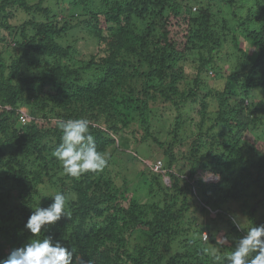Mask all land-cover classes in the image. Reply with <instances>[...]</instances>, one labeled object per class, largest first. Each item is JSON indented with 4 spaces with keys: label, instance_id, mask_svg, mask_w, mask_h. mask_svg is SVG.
Listing matches in <instances>:
<instances>
[{
    "label": "trees",
    "instance_id": "1",
    "mask_svg": "<svg viewBox=\"0 0 264 264\" xmlns=\"http://www.w3.org/2000/svg\"><path fill=\"white\" fill-rule=\"evenodd\" d=\"M191 1L199 4L198 11ZM216 2L251 8L246 17L233 12L231 24L220 18ZM69 7L74 13L56 21L44 0H0V30L7 31L0 37V45L7 47L0 52V260L33 238L25 228L32 208L47 207L55 189L66 194L71 218L62 217L35 238L52 236L72 246L74 264H217L214 258L226 257L243 234L232 226L224 205L242 202L257 190L262 201L242 203L249 221L242 227L264 224V0H71ZM19 10L29 19L14 25ZM103 18L108 28H100ZM80 22L99 46L86 68L72 45L65 44ZM236 27L246 33L236 36ZM228 38L236 65L215 79L223 83L221 90L210 87L203 74L209 68L222 72L218 53ZM192 54L199 55L200 64L188 73ZM91 70L96 79L84 83ZM182 82H191L188 91H181ZM209 100L218 104L214 121ZM198 101L199 130L186 149L179 140L182 118L165 146L162 167L171 186L152 171L153 180H146L150 194L161 202L132 198L127 183L125 190L119 184L116 154L126 146L121 145L123 133L134 124L144 132L142 141L162 144L151 131L154 109L172 106L179 113ZM69 118L91 122L98 151L108 162L103 171L78 179L62 173L52 156L61 136L55 121ZM208 120L213 124L205 129ZM219 126L225 130L215 134ZM244 132L255 135L256 142ZM176 143L181 144L177 149ZM202 169L217 173L219 180L206 186L198 179ZM200 196L201 213L217 210L228 225L230 244L214 254L208 248H218L219 229L211 228L203 243V224L188 219Z\"/></svg>",
    "mask_w": 264,
    "mask_h": 264
},
{
    "label": "rangeland",
    "instance_id": "2",
    "mask_svg": "<svg viewBox=\"0 0 264 264\" xmlns=\"http://www.w3.org/2000/svg\"><path fill=\"white\" fill-rule=\"evenodd\" d=\"M33 2H37L39 0H31ZM44 3L49 6L51 9L54 11V16L53 18L56 17V21L62 20L64 21L65 18H69L70 13H74L75 10H70L71 7L69 5L71 4V0H44ZM219 8H221L222 12L219 14L220 18H225L229 20V22L232 24V21H230L232 16V13L235 12V14L238 17H246V15L249 13V9L251 6L248 3H241V5L236 6V8H230L227 7L219 2H216ZM191 6L193 7V11H198L199 4L192 2L191 1ZM15 18L11 20V23L14 25H19L25 22V20L29 19L28 14H26L24 11L19 10L15 11ZM39 19L43 20L42 17ZM76 19V18H75ZM83 19V18H81ZM75 21H72V23ZM76 23V22H75ZM72 24V25H75ZM234 24V21H233ZM78 28L80 30L74 31L70 36H68L67 43L68 45H72L73 47V54L76 55V57L79 59L80 58V63H82L83 68H86L87 62L91 60V57L94 55V53L97 52L99 49V46L97 45L96 41L93 39L92 36H90L87 32V28L83 25L82 22L78 23ZM108 25L106 24L104 18L101 20V25L100 28L105 29L108 28ZM236 36L239 34H244L246 33V29L244 27H236ZM7 31L4 29L0 30V37L1 36H6ZM103 35L105 37L109 36V31L104 30ZM76 37H80L78 40H76ZM231 38H228V41L224 43V47L222 50L219 51L218 55L221 60L218 62L220 63L222 72L218 73L217 69H210V72L208 71V75L206 73L203 74V77L209 80L210 87L215 85L217 88H220L221 90L224 89L223 83L216 81L215 79H221L223 75L227 76L228 74L232 73L234 71L235 63H236V50L233 47V44L230 40ZM242 43H245L243 39H241ZM3 44V43H2ZM0 45V52L6 51L7 47L6 45ZM14 47V44L12 45ZM189 61L187 63V72L194 73V68L199 66V55L198 54H192L188 55ZM212 70V72H211ZM96 72L94 70H91L89 72H85L84 74V83H89L90 81H94L96 79L95 77ZM219 77V78H218ZM215 82V83H214ZM181 91H188L189 88L191 87V82H182L179 85ZM200 97H202V92L199 94ZM262 97V95H261ZM210 102V109H209V114L212 115V121L215 120L217 112H218V104L212 103L211 100ZM24 114L27 112V109H23ZM26 115V114H25ZM261 119L264 121V113H261ZM200 117H201V108L199 101L198 103L194 102H188V105H186L181 112H177L175 108L172 106H162L160 108H155L154 113L152 114V119H151V131L152 134L161 141L162 144H159L156 142L154 139H148L146 141H142L141 139L142 136L144 135L143 130L135 125H131V129L127 130L126 132L123 133L124 137L121 139V145L125 144L126 146L122 147V151L118 152L116 154L117 156V161L119 163L118 169L121 171V176L119 179V184L125 190L124 185H128L127 190L129 194L131 195L132 198H137L141 203H159L161 202L159 197L152 196L148 190V187L146 185V180H153L151 171L155 173L152 169L151 166L155 164L158 161H161L164 165L166 162L165 158V150L166 147L168 146L169 143H171L176 136V134L172 133V130H174L175 123L177 118H182L184 121L183 129L179 135V140L181 139V144L183 146L181 149H186L188 146V142L194 137V134L197 133L199 130V123H200ZM212 121L208 120L206 121L204 128L207 129L210 126V123ZM225 130L224 127L219 126L215 130V134H218L220 131ZM261 133V132H260ZM259 133V134H260ZM244 137L254 143L256 142L255 140V135L249 132H244L243 133ZM180 143L174 144V148L177 149L181 145ZM170 146V145H169ZM132 155L135 157V159H131L129 156ZM180 162V161H179ZM183 166L184 170L187 171L184 165L182 163L179 164V166ZM117 169V171H118ZM201 169V168H199ZM175 170H178L177 167H175ZM206 170L202 169L198 172V179L204 174ZM166 170L163 171L162 173H158V175L162 174L163 176V181L165 184L171 186V179L165 174ZM143 174H146L144 176ZM157 174V173H155ZM202 181V180H201ZM215 180H211L209 182H203L206 186L210 184V182H213ZM200 187L195 186L194 192L197 194L200 192ZM212 197H215L214 194H211ZM263 195L259 193L257 190H251L249 194L243 199L242 202L239 201H230L228 204L224 205L223 210L225 213H228V217L230 214L233 213H239L242 217H244L243 224L246 225L248 221V216L244 214L243 211V206L242 203H256L259 201H262ZM201 200V201H200ZM200 200L197 202H192V211L189 213L188 219L189 221H197V223L203 224V230L207 231V234H211L210 230L211 228L214 229L216 226L217 229H219L218 235H217V240L225 236V234L228 231L227 224L224 223V221L219 218L218 216V211L213 210V209H208V213H201V204H197L199 202H203V197L200 196ZM164 206V204H162ZM223 211V213H224ZM260 212L264 213V207H261ZM218 218V219H216ZM213 225V226H212ZM245 229V227H244ZM209 234H208V239L204 241V238L202 237L203 243H207L209 241ZM234 240V238L230 239ZM230 242V241H229ZM230 244V243H229ZM228 244V246H229ZM218 249H221V246L219 245L218 248L215 250L212 248H208V250L211 251L212 254L214 252H217Z\"/></svg>",
    "mask_w": 264,
    "mask_h": 264
},
{
    "label": "clouds",
    "instance_id": "3",
    "mask_svg": "<svg viewBox=\"0 0 264 264\" xmlns=\"http://www.w3.org/2000/svg\"><path fill=\"white\" fill-rule=\"evenodd\" d=\"M55 126L61 136L52 156L60 163L64 175L78 179L83 174L101 172L107 167V159L98 151L95 137L90 131L89 119H57ZM159 162L161 161L151 166L157 174L165 171L163 167L159 171L155 170ZM201 180L205 183L219 180V175L206 169ZM50 198L52 202L47 207H41L39 203L32 208V214L25 224L33 238L23 246L11 250L6 259L0 260V264H74L75 252L72 246H66L62 240L52 236L35 238L46 226H54L62 217L71 218L64 192L53 189ZM229 220L232 226L243 234L235 240L234 248L226 257L214 258L217 264H264V224H254L244 229V217L239 213L230 214ZM217 243L224 246L229 243V238L222 236Z\"/></svg>",
    "mask_w": 264,
    "mask_h": 264
},
{
    "label": "built area",
    "instance_id": "4",
    "mask_svg": "<svg viewBox=\"0 0 264 264\" xmlns=\"http://www.w3.org/2000/svg\"><path fill=\"white\" fill-rule=\"evenodd\" d=\"M161 168H162V163L161 162L157 163L155 166V170L159 171V170H161ZM207 239H208V235L204 234V240H207Z\"/></svg>",
    "mask_w": 264,
    "mask_h": 264
}]
</instances>
